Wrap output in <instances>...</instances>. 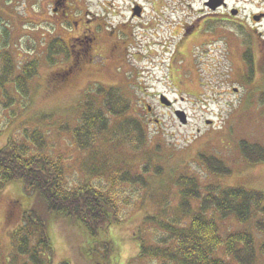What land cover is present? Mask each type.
Here are the masks:
<instances>
[{
  "label": "rangeland",
  "instance_id": "rangeland-1",
  "mask_svg": "<svg viewBox=\"0 0 264 264\" xmlns=\"http://www.w3.org/2000/svg\"><path fill=\"white\" fill-rule=\"evenodd\" d=\"M53 1L0 0V51L14 66L0 87V148L11 137L25 142L27 132L40 130L43 151L61 158L67 184L90 183L110 193L117 218L101 238L104 246L95 244L82 226L50 214L41 196L13 181L0 189V264H33L13 249L12 238L28 208L46 217L52 264H156L139 258L137 238L156 245L166 234L149 218L172 223L181 215L180 176L198 177L203 188L244 185L264 194V162L251 163L241 152L242 141L264 147V15L253 19L264 14V0H226L239 9L228 20L223 10L208 15L209 0H71L78 22L84 10L111 7V31L121 30L123 41L111 53L115 32L98 30L106 42L103 58H87L74 69L69 53L49 56L47 50L50 40L61 36L66 44L79 33L60 24ZM139 8L142 15L135 16ZM183 28L195 33L183 39ZM5 64L0 54V74ZM27 66L34 72L20 84ZM162 92L173 107L160 102ZM112 104L129 108L114 115ZM177 110L187 113L186 124ZM99 112L106 129L82 148L73 128ZM201 154L218 157L231 173L206 169ZM216 218L223 235L244 227L233 217Z\"/></svg>",
  "mask_w": 264,
  "mask_h": 264
},
{
  "label": "trees",
  "instance_id": "trees-1",
  "mask_svg": "<svg viewBox=\"0 0 264 264\" xmlns=\"http://www.w3.org/2000/svg\"><path fill=\"white\" fill-rule=\"evenodd\" d=\"M48 45L49 56L59 52L68 53L67 45L61 37ZM0 54L6 63L5 73L0 74L1 87L14 66L8 53L1 50ZM29 67L23 70L24 75L18 77L20 84L23 83L21 79L27 81L34 72ZM110 95L111 99H116L115 90H111ZM113 104L112 108L115 109ZM89 107L91 108V104ZM128 108L129 106L121 110L115 109L114 115L122 114ZM105 129L106 122L99 112L93 114V117L84 118L80 126L74 127L73 136L78 145L87 148V143L93 140L97 130ZM45 146V134L40 130L27 132L25 142L11 137L0 148V189L3 190L13 181H20L27 194H37L44 199L50 214L60 215L79 224L95 244L104 246L105 242L101 238L117 218L114 197L90 183L75 187L68 185L63 161L46 155L43 151ZM241 152L251 163L264 162V147L260 144L242 141ZM199 160L206 169L217 175L231 173L230 168L216 156L201 154ZM177 184L181 187V215L175 216L172 223L167 217L160 220L153 216L149 218L166 235H161L156 245H149L145 239L136 237L140 241L139 258H153L156 264H230L219 253L224 250L237 264H264L262 191L244 185L220 186L215 183L203 188L198 177L189 175L180 176ZM193 201L196 202V207H193ZM11 215L12 209L9 210V217ZM216 215L221 219L233 217L244 227L223 235ZM12 238L16 246L13 249L25 255L29 262L47 264V260L52 264L53 245L48 233V222L45 215L37 209L32 207L23 211L21 224L14 229Z\"/></svg>",
  "mask_w": 264,
  "mask_h": 264
},
{
  "label": "flooded vegetation",
  "instance_id": "flooded-vegetation-1",
  "mask_svg": "<svg viewBox=\"0 0 264 264\" xmlns=\"http://www.w3.org/2000/svg\"><path fill=\"white\" fill-rule=\"evenodd\" d=\"M72 8V2L71 0H54L53 1V14H56L59 19H61L60 24H68L73 25V28L75 30L79 29V33L76 36H73L70 38V40L66 41L68 53L70 56L69 63L71 65V68H76L77 65H81L85 59L89 58V60L94 59L95 56L99 55L103 58L102 52H104L106 48V42L102 34L98 32V30L105 31L108 29L111 32H115L116 35H114L115 40L112 41L113 43L109 45V52L112 53V51H120L119 44L123 43V41L119 40L118 33L119 31H114L111 29L113 26L110 24V20L108 16H110V11L113 9L110 7V9L107 8H101V13H95L92 11L84 10L83 13L79 16L81 20L76 21L75 20V12L71 10ZM219 10L225 11L222 14L223 20H228L229 16H238L239 9H236L235 7H230L229 3L224 1L223 5L216 10H208V15H216L218 14ZM134 12V11H133ZM135 16H138L134 14ZM142 15V14H141ZM140 15V16H141ZM206 15V16H208ZM90 17V18H89ZM212 20V19H208ZM74 22V24H73ZM94 24V25H93ZM187 28V27H186ZM190 28L185 30L183 28V39H186V37H191V35L195 32H190ZM189 32V33H188ZM61 37V36H60ZM62 38V37H61ZM63 39V38H62ZM190 39V38H187ZM51 42V40L48 42V44ZM242 53V51H241ZM94 61V60H93ZM100 84V83H99ZM101 85V84H100ZM163 93V92H162ZM163 94H160L161 97ZM174 106V101L172 103V106ZM148 112L152 113L153 108L152 106L148 105Z\"/></svg>",
  "mask_w": 264,
  "mask_h": 264
},
{
  "label": "water",
  "instance_id": "water-1",
  "mask_svg": "<svg viewBox=\"0 0 264 264\" xmlns=\"http://www.w3.org/2000/svg\"><path fill=\"white\" fill-rule=\"evenodd\" d=\"M222 3H223V0H209V1L207 2V5H208L210 8H212V9H217L219 6H221ZM135 11H136V14H138V15L141 14V8H139V9H135ZM263 15H264V14H262V15H260V16H254V19H255L256 21H259V20L262 18ZM161 101H162V103H164L165 105H168V106L171 105V101H170L167 97H165V96H163V97L161 98ZM176 113H177V115H178V117L180 118V120H181L182 123H186V122H187V115H186V113H185L183 110H177Z\"/></svg>",
  "mask_w": 264,
  "mask_h": 264
}]
</instances>
